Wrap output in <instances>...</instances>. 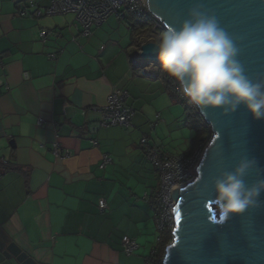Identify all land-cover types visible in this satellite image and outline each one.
<instances>
[{"label": "crops", "instance_id": "0c3cea01", "mask_svg": "<svg viewBox=\"0 0 264 264\" xmlns=\"http://www.w3.org/2000/svg\"><path fill=\"white\" fill-rule=\"evenodd\" d=\"M22 1L0 0V157L13 166L0 174V264H145L158 246L149 195L159 173L141 139L184 154L196 131L188 139L163 74L133 63L138 47L117 39V16L82 37L74 15L21 16ZM114 89L128 93L130 127H99ZM105 154L112 162L100 168ZM125 235L139 244L132 255Z\"/></svg>", "mask_w": 264, "mask_h": 264}, {"label": "water", "instance_id": "95a60500", "mask_svg": "<svg viewBox=\"0 0 264 264\" xmlns=\"http://www.w3.org/2000/svg\"><path fill=\"white\" fill-rule=\"evenodd\" d=\"M149 11L168 29L189 19V9L201 5L239 49L237 59L253 82L264 80V0H146ZM155 42L141 47L143 59L159 63ZM213 136L187 185L172 188L174 238L166 245L163 264H264V192L260 206L221 221L214 204V182L232 172L242 159L257 166L244 177L252 186L264 173V120H255L244 105L225 115L222 109L198 108ZM11 145H15L12 141ZM179 214V219L177 215Z\"/></svg>", "mask_w": 264, "mask_h": 264}, {"label": "clouds", "instance_id": "9594fccd", "mask_svg": "<svg viewBox=\"0 0 264 264\" xmlns=\"http://www.w3.org/2000/svg\"><path fill=\"white\" fill-rule=\"evenodd\" d=\"M188 15L179 28L169 27L154 44L160 72L178 82L183 96L204 114L211 108L228 115L244 105L253 119L264 120V80L253 82L244 74L239 49L215 15L201 5L189 9ZM256 166L255 159H242L234 171L215 180L214 204L222 222L260 206L264 179L250 187L244 182ZM262 173L257 168V175Z\"/></svg>", "mask_w": 264, "mask_h": 264}, {"label": "built area", "instance_id": "2783aa9c", "mask_svg": "<svg viewBox=\"0 0 264 264\" xmlns=\"http://www.w3.org/2000/svg\"><path fill=\"white\" fill-rule=\"evenodd\" d=\"M127 11L146 24L145 30L148 31L151 39H155L156 42L160 34L167 29L166 26L149 11L146 0H51V3L44 8L39 7L35 0H23L19 3L18 13L21 16L34 18L72 14L81 25L80 35L82 37H88L93 27L102 25L112 15L124 20ZM48 34V30H41V39L45 41ZM141 47L142 46L137 48L138 52L133 63L140 66L147 74L158 75L160 72V63L141 58ZM51 57L55 58L56 55L52 54ZM175 93L189 107L196 110L203 119V122L210 129V134L207 135L205 139H202L188 155L165 154L157 147L150 145L147 137L141 139V145L143 146L145 156L156 167L159 173V185L153 194L149 195L153 203L154 219L158 231L157 244H159L167 234L171 236L169 243H171L174 238V233L172 231H174L176 225L175 222H173L172 211L174 206H176V201L173 202L172 199V188L177 185L181 188L187 185L190 180L195 179L196 171L194 169L199 164L213 136L211 126L204 120L198 108L190 104L183 96L178 82L175 84ZM127 97L128 93L121 89H114L110 93L106 105L100 109L102 116L99 120V127L116 125L124 127L132 126V118L135 112L127 105ZM39 124L43 125V121L40 120ZM92 144L94 147H98V140L93 139ZM58 149L59 145L55 144L54 152L57 156H60ZM111 162L112 158L105 154L99 166L100 168H105ZM99 206L102 210L107 208L104 199L99 201ZM122 242L123 250L127 255H132L139 249L137 241L128 235L123 237ZM155 251L156 248L152 250L151 255H153ZM145 264H150V259H148Z\"/></svg>", "mask_w": 264, "mask_h": 264}, {"label": "trees", "instance_id": "16d2710c", "mask_svg": "<svg viewBox=\"0 0 264 264\" xmlns=\"http://www.w3.org/2000/svg\"><path fill=\"white\" fill-rule=\"evenodd\" d=\"M124 20L129 21V25L132 28L133 32H142L146 29V24L144 22H142L140 19H138L136 16L131 14L129 11L126 12V16H125ZM163 76L165 78L167 86L170 89V92L172 93V95H175L176 94L175 93L176 81L167 77V75H165V74H163ZM181 102H182V104H184V106L188 110L192 111L191 113L189 112V114L187 113L188 114V120L190 123L189 126L196 131V136L192 141V147L189 149V151L184 153V154L188 155L194 150V148L197 146V144H199V142L202 141V139H205V137L210 134V129L203 122V119L196 112L195 109L189 107L184 101L181 100ZM190 118H191V120H190ZM12 167H13L12 164L5 163L2 160V158L0 157V174L4 173L7 170L12 169ZM170 240H171V236L169 234H167L162 239V241L156 247L155 253L153 255L149 256L150 264H163V257H164V253H165V248H166V245L170 242Z\"/></svg>", "mask_w": 264, "mask_h": 264}, {"label": "rangeland", "instance_id": "374dc122", "mask_svg": "<svg viewBox=\"0 0 264 264\" xmlns=\"http://www.w3.org/2000/svg\"><path fill=\"white\" fill-rule=\"evenodd\" d=\"M114 17H112L110 19H115ZM116 19L118 20L117 27L121 26V28H118L116 30V33H115L116 34V37H117V39H120L121 36H124V37L126 36V39H127V36L129 38H131V44H132L131 53L132 54L135 53V44L137 45V47H140V46H142V45H144L146 43H149V42H155L156 43L155 39H151V37L149 36L147 30L142 31L141 33H139V35H138V37L136 39V34H135V32H133L132 28L130 27L129 21L120 20L118 18H116ZM173 97H174L175 101L177 103H179V105L183 109V111L185 112V116H186V118L188 120V114H189V112L191 113L192 111L188 110L184 106V104H182L181 99L176 94L173 95ZM190 120H191V118H190ZM182 126L188 132V135H187L188 139H191V136L193 137L194 134H195V132H194L195 130L187 127L184 122L182 123ZM176 129H177L176 126L173 127L172 132L174 133V137H179V134L177 133L178 131ZM178 141H180V140H178ZM188 146H189V144H188Z\"/></svg>", "mask_w": 264, "mask_h": 264}, {"label": "snow or ice", "instance_id": "6c2138e0", "mask_svg": "<svg viewBox=\"0 0 264 264\" xmlns=\"http://www.w3.org/2000/svg\"><path fill=\"white\" fill-rule=\"evenodd\" d=\"M177 219H179V214L177 215Z\"/></svg>", "mask_w": 264, "mask_h": 264}]
</instances>
